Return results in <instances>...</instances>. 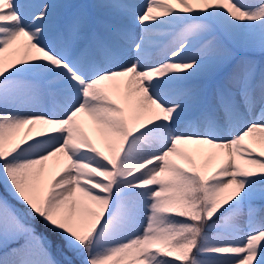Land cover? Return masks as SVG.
<instances>
[{
    "label": "snow or ice",
    "instance_id": "6c2138e0",
    "mask_svg": "<svg viewBox=\"0 0 264 264\" xmlns=\"http://www.w3.org/2000/svg\"><path fill=\"white\" fill-rule=\"evenodd\" d=\"M0 183V264H264V0H0Z\"/></svg>",
    "mask_w": 264,
    "mask_h": 264
},
{
    "label": "trees",
    "instance_id": "16d2710c",
    "mask_svg": "<svg viewBox=\"0 0 264 264\" xmlns=\"http://www.w3.org/2000/svg\"><path fill=\"white\" fill-rule=\"evenodd\" d=\"M0 194L5 197L8 202L15 206L16 208L18 209H21L22 211L24 210L23 209V205H21L16 199H14L13 197H11L10 195H8L5 191H4V185L3 183H0ZM32 224L35 225L36 229H37V232L39 234H42L46 237H48L53 243H52V255L53 257L60 261L61 264H65V256H71L70 253H67L64 249H63V246H62V242L60 240V238L56 235H54L52 233V231L48 228H46L44 225H43V222L40 221L39 219L37 220H34V221H31Z\"/></svg>",
    "mask_w": 264,
    "mask_h": 264
},
{
    "label": "rangeland",
    "instance_id": "374dc122",
    "mask_svg": "<svg viewBox=\"0 0 264 264\" xmlns=\"http://www.w3.org/2000/svg\"><path fill=\"white\" fill-rule=\"evenodd\" d=\"M76 1L77 0H51V2L58 4V5H78V4H85V3H92L93 2V0H78L77 3H76ZM141 2H144V0H141ZM58 11L63 12V11H65V9H58ZM257 58L259 59V57H257ZM4 191L8 195H10L5 186H4Z\"/></svg>",
    "mask_w": 264,
    "mask_h": 264
},
{
    "label": "bare ground",
    "instance_id": "6f19581e",
    "mask_svg": "<svg viewBox=\"0 0 264 264\" xmlns=\"http://www.w3.org/2000/svg\"><path fill=\"white\" fill-rule=\"evenodd\" d=\"M78 1V0H77ZM77 1H76V3H77Z\"/></svg>",
    "mask_w": 264,
    "mask_h": 264
}]
</instances>
